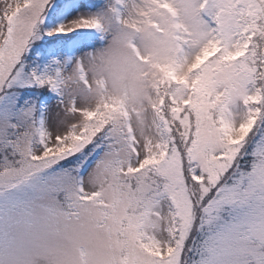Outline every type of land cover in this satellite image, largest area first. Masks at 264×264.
I'll list each match as a JSON object with an SVG mask.
<instances>
[{"label":"snow or ice","instance_id":"snow-or-ice-1","mask_svg":"<svg viewBox=\"0 0 264 264\" xmlns=\"http://www.w3.org/2000/svg\"><path fill=\"white\" fill-rule=\"evenodd\" d=\"M0 264H264V0H0Z\"/></svg>","mask_w":264,"mask_h":264}]
</instances>
